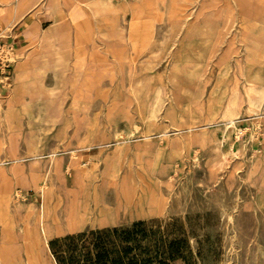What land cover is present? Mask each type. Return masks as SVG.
<instances>
[{"label": "rangeland", "instance_id": "obj_1", "mask_svg": "<svg viewBox=\"0 0 264 264\" xmlns=\"http://www.w3.org/2000/svg\"><path fill=\"white\" fill-rule=\"evenodd\" d=\"M53 1L0 0L17 55L0 77V264H56L51 241L138 222L166 264H264V0H115L112 19ZM97 201L114 222L86 214L45 246L40 205L65 224Z\"/></svg>", "mask_w": 264, "mask_h": 264}, {"label": "trees", "instance_id": "obj_2", "mask_svg": "<svg viewBox=\"0 0 264 264\" xmlns=\"http://www.w3.org/2000/svg\"><path fill=\"white\" fill-rule=\"evenodd\" d=\"M144 224L66 236L49 245L56 264H166L161 237L153 230L146 232Z\"/></svg>", "mask_w": 264, "mask_h": 264}, {"label": "bare ground", "instance_id": "obj_3", "mask_svg": "<svg viewBox=\"0 0 264 264\" xmlns=\"http://www.w3.org/2000/svg\"><path fill=\"white\" fill-rule=\"evenodd\" d=\"M5 1V0H2ZM115 0H86L85 2V7L86 9L89 11V14H91V16L93 18H96V15H98L99 13H105L107 14V16H109V19H112V15H115L116 12L119 11V5L118 4H114ZM17 6L21 4L20 2L16 3ZM59 4L57 3V1H53L52 2V8L53 9H58ZM236 7H237V3H236ZM237 11L239 12V14H242V9L241 7H237ZM82 17V15H81ZM254 21L256 22H252L254 27H258L259 31H264V18H256L254 19ZM87 25L91 28V24L90 21L87 22ZM110 26H113L114 29L117 28L116 24L112 25L110 24ZM64 26H58V28H63ZM33 28L36 29V26H33ZM51 28V27H50ZM65 28V27H64ZM103 32V31H102ZM113 34H117V32L113 31ZM104 36V35H101ZM40 39L45 42V43H49V44H53L54 40L56 39L54 37V35L51 33V30H47V31H43V33L40 35ZM56 43V42H55ZM254 44V43H253ZM256 45V43L254 44ZM258 45V44H257ZM253 49V48H252ZM54 54L57 56L56 59L58 60L61 56L59 55V51H57L56 49H53ZM252 53H255L254 50H252ZM252 91V90H251ZM256 93L259 95L260 99L264 98V89L263 90H257ZM251 96V95H250ZM38 107V106H37ZM230 113V112H229ZM228 115V114H227ZM231 115V114H230ZM236 118V117H235ZM228 124H230L232 127L235 126V120H233V115L230 116L229 120L227 121ZM235 129V128H234ZM108 173V172H107ZM83 175H77V179H80ZM43 210V209H42ZM43 213V212H42ZM48 212L44 213V217H50L49 215H47ZM43 215V214H42ZM84 215L81 214L79 208L77 205H73L70 207V213L69 216L67 217V221H66V227L68 230H71L72 228H75L79 225L80 221L82 220V217ZM103 221H105L106 219L104 217H101ZM42 220V219H41ZM48 220V219H46ZM53 220L56 221V218L53 217ZM55 230H57L59 233H62V229L61 227L56 224ZM52 229L48 226H46L44 228V233L46 237H49L52 234Z\"/></svg>", "mask_w": 264, "mask_h": 264}, {"label": "crops", "instance_id": "obj_4", "mask_svg": "<svg viewBox=\"0 0 264 264\" xmlns=\"http://www.w3.org/2000/svg\"><path fill=\"white\" fill-rule=\"evenodd\" d=\"M59 4V3H58ZM60 7V6H59ZM58 7V8H59ZM58 11V9H53L52 8V12H51V15H54L56 12ZM26 20H27V22L30 24V26L31 27H33V26H36L37 27V25H36V22L34 21V18H33V16H28L27 18H26ZM14 161V160H13ZM50 167H51V165H50ZM70 169L72 168V167H69ZM73 169H74V172H73V177L75 178V179H77V175H85V174H82L81 172H79V169L76 167V168H74L73 167ZM60 170H61V168H60V164L59 163H57V165H56V171H58L59 173H60ZM69 170V169H68ZM0 171H3V168H0ZM34 176H36L35 174L34 175H32V177H34ZM101 204H99L98 203V201H97V203H95V209H93V210H89V209H86V211H81L80 210V212H81V214H83V215H86V214H89V215H93V217L96 219V220H98L99 222H114L115 221V217H114V215L109 211V210H106L105 209V206L104 207H102V206H100ZM43 209V210H42ZM43 212V213H42ZM44 213H45V207L43 206V204L42 205H40V207H39V213H38V222H39V220L42 218V216L44 217ZM69 213H70V207L68 208V210L65 212V218L67 219V217L69 216ZM43 214V215H42ZM101 217H104L106 220L105 221H103L102 220V218ZM47 218V217H46ZM48 218H50V220H48V224H46V225H43V226H41L40 224H39V230H40V233H41V235L43 236V243L45 244V246H46V242H47V240H48V238L51 236H49V237H46L45 236V233H44V228L46 227V226H48V227H50L51 229H52V231L53 230H55V227H56V224H58L60 227H61V229H62V233L66 230V231H68V229H67V227H66V223L65 224H60V223H58L57 221H58V219H57V217H55L56 218V221H54L53 220V217H48Z\"/></svg>", "mask_w": 264, "mask_h": 264}, {"label": "built area", "instance_id": "obj_5", "mask_svg": "<svg viewBox=\"0 0 264 264\" xmlns=\"http://www.w3.org/2000/svg\"><path fill=\"white\" fill-rule=\"evenodd\" d=\"M13 35L10 37L14 38ZM6 36H0V77L9 78L16 59L15 42L8 41Z\"/></svg>", "mask_w": 264, "mask_h": 264}]
</instances>
